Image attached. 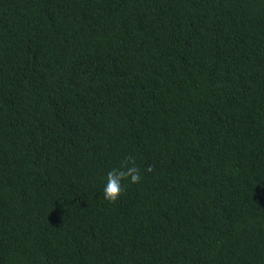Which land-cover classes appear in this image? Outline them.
<instances>
[{"label": "trees", "instance_id": "1", "mask_svg": "<svg viewBox=\"0 0 264 264\" xmlns=\"http://www.w3.org/2000/svg\"><path fill=\"white\" fill-rule=\"evenodd\" d=\"M0 264H264V0H0Z\"/></svg>", "mask_w": 264, "mask_h": 264}, {"label": "clouds", "instance_id": "2", "mask_svg": "<svg viewBox=\"0 0 264 264\" xmlns=\"http://www.w3.org/2000/svg\"><path fill=\"white\" fill-rule=\"evenodd\" d=\"M142 179L141 170L135 166L134 159L130 156L126 157L119 168H113L106 173L103 197L109 202H114L120 197L127 184H138Z\"/></svg>", "mask_w": 264, "mask_h": 264}]
</instances>
